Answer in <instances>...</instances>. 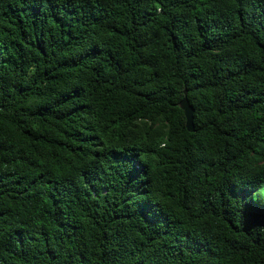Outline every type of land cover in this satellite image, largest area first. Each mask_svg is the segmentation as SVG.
Here are the masks:
<instances>
[{
  "label": "trees",
  "instance_id": "1",
  "mask_svg": "<svg viewBox=\"0 0 264 264\" xmlns=\"http://www.w3.org/2000/svg\"><path fill=\"white\" fill-rule=\"evenodd\" d=\"M0 264H264V0H0Z\"/></svg>",
  "mask_w": 264,
  "mask_h": 264
},
{
  "label": "water",
  "instance_id": "2",
  "mask_svg": "<svg viewBox=\"0 0 264 264\" xmlns=\"http://www.w3.org/2000/svg\"><path fill=\"white\" fill-rule=\"evenodd\" d=\"M179 106L182 109L184 116H185V126L186 129L190 132L194 131V123H193V107L189 103L187 98V90H184V96L179 102Z\"/></svg>",
  "mask_w": 264,
  "mask_h": 264
}]
</instances>
